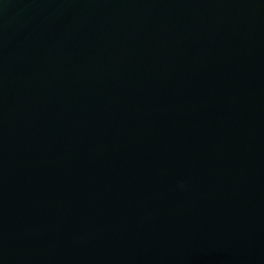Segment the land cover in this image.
<instances>
[{
  "label": "water",
  "instance_id": "95a60500",
  "mask_svg": "<svg viewBox=\"0 0 264 264\" xmlns=\"http://www.w3.org/2000/svg\"><path fill=\"white\" fill-rule=\"evenodd\" d=\"M0 264H264V0H0Z\"/></svg>",
  "mask_w": 264,
  "mask_h": 264
}]
</instances>
